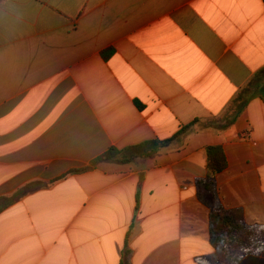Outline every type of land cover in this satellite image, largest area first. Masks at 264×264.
Instances as JSON below:
<instances>
[{
    "label": "crops",
    "instance_id": "crops-1",
    "mask_svg": "<svg viewBox=\"0 0 264 264\" xmlns=\"http://www.w3.org/2000/svg\"><path fill=\"white\" fill-rule=\"evenodd\" d=\"M218 209L264 230V0H0V264H216Z\"/></svg>",
    "mask_w": 264,
    "mask_h": 264
},
{
    "label": "trees",
    "instance_id": "trees-1",
    "mask_svg": "<svg viewBox=\"0 0 264 264\" xmlns=\"http://www.w3.org/2000/svg\"><path fill=\"white\" fill-rule=\"evenodd\" d=\"M186 130L187 128L181 134ZM167 143L159 144L163 147ZM148 146H154L153 151H150L147 148ZM156 146V143H148L145 146L143 145L125 151L111 148L108 152L95 159L90 166L72 170L68 175L89 171L103 162L127 164L138 157H154L158 153ZM207 153L209 174L214 177L226 169L227 159L221 147H209ZM64 177L66 176L62 178ZM210 235L214 248L222 254V260L216 264H239L245 256L261 254L264 251V230L247 226L239 210H216L211 217ZM200 264L213 263L203 260Z\"/></svg>",
    "mask_w": 264,
    "mask_h": 264
}]
</instances>
